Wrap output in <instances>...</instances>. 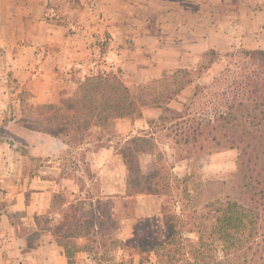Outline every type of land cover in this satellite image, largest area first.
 I'll return each instance as SVG.
<instances>
[{"label": "rangeland", "instance_id": "rangeland-1", "mask_svg": "<svg viewBox=\"0 0 264 264\" xmlns=\"http://www.w3.org/2000/svg\"><path fill=\"white\" fill-rule=\"evenodd\" d=\"M89 2L96 11L94 18H97L93 24L96 25V35L90 40L83 37L82 44L77 40L83 24L77 20L78 12L87 15L90 10L85 9L81 1L54 0L44 5L41 17L37 18L44 22L38 26L34 24L36 27L33 30L35 33H46L53 25H59L60 31H63L60 32L63 37L60 42L51 44V40L42 42L40 39V43H33L31 37L27 38L31 24L24 21L21 26L22 22L19 21L22 52H18L17 47L13 51L1 48L0 109L4 112L0 120V141L15 144L17 149L27 154L26 139L39 141L44 136L39 132L24 130L25 127L18 121L36 118L40 113L49 115L47 109L41 108L42 105H60L75 98L86 77L103 71L120 74L142 111H155V116L148 117L143 125L133 127L125 134L118 131L117 119L113 121L110 131L103 132L104 137L100 141L97 140L100 132L94 129L83 142L67 143L69 153L64 155L62 175L52 176L61 185L51 198L49 213L42 215L47 226L45 232L56 240L53 230L63 226L58 234L73 252L75 264H97V260L101 264H112L128 257L129 252L125 247L133 248L139 244V219L149 218L148 226H142V229L145 231L149 228L154 236L164 238L161 208L167 200L182 212L184 227L190 237H195V232H189V229L211 224L216 201L243 200L238 150L216 149L207 146V143L201 149V142L194 143L192 137L189 143L181 138V132L190 131L194 120H207L221 109L217 103L223 97V87L229 78H238L243 71L235 64L239 57L226 54H219L213 68L208 70L212 56L205 52L201 55L198 69L173 68L160 73L151 69L153 63L157 62L156 55L138 49L128 32H125L128 36L124 37L123 50H119L116 58L114 55V59L109 58L117 28L111 25L110 29H106L103 13L112 11L119 16L117 12L122 10V3L110 2L106 8L105 1ZM80 7L83 8L81 11ZM29 47L33 50L27 52ZM84 48L83 54L77 53V50ZM49 50H59L61 54L56 59L48 57V63H60L59 68L51 70L48 85L40 84L34 89L18 77L15 70L8 69V65L14 64L15 58L19 57L22 60L19 68L27 70L33 63L35 71L43 72L39 65L43 64ZM174 110L186 116L176 119ZM139 118L143 116L131 119L136 121ZM137 134L147 140L146 150L138 155L143 171L148 173L156 166L162 167L173 185L169 196L139 193L131 197L126 194L127 171L119 147ZM59 139L64 141L62 137ZM103 147L111 148L110 160L94 168L85 159L88 152L93 154ZM63 177L64 180L61 179ZM61 222L64 224L61 225ZM60 247L64 252L63 246ZM214 255L221 259L222 250L218 248ZM134 256L135 264H138L140 256Z\"/></svg>", "mask_w": 264, "mask_h": 264}, {"label": "crops", "instance_id": "crops-1", "mask_svg": "<svg viewBox=\"0 0 264 264\" xmlns=\"http://www.w3.org/2000/svg\"><path fill=\"white\" fill-rule=\"evenodd\" d=\"M48 1L54 0H0V51L2 47L7 51L17 47L18 52H22L19 21L21 26L24 21L31 24L27 38L31 37L33 43L38 44L42 39V42L51 40L52 44L63 39L59 25H53L46 33L36 31V34L33 30L44 22L37 18L41 17ZM77 1L90 10L87 15L78 12L77 20L83 23L77 34L78 42L82 44L83 37L90 40L96 35V25H93L97 21L94 18L96 11L89 1H105L106 8L110 2L120 1L122 10L117 12L119 16L112 11L103 13L106 29L111 25L117 28L116 40L108 57L114 55L116 58L119 50H123L124 37L128 36L125 32H128L138 49L156 55L157 62L151 69L160 73L173 68L198 69L201 55L210 49L221 55L238 48L264 50V0ZM82 9L80 7V11ZM32 50L29 47L27 52ZM84 52L85 48L77 50L78 54ZM60 54L59 50L47 51L48 56L39 65L43 72L35 71L33 63L27 70L19 68L22 61L19 57L15 58L14 64L8 65V69L15 70L18 77L35 89L40 84H49L51 70L59 68L60 63L50 64L48 57L56 59ZM3 112L0 109V120ZM150 116H155L153 109H144L143 118L136 121L119 118L118 131L125 134L133 127H140ZM39 133L44 139H26L27 154L15 144L0 141V264H68L60 245L49 232H45L47 226L42 215L49 213L51 198L59 191L61 184L52 176L62 175L64 155L69 153V145L59 137ZM92 153L88 152L85 160L95 168L107 163L112 152L111 148L103 147Z\"/></svg>", "mask_w": 264, "mask_h": 264}, {"label": "trees", "instance_id": "trees-1", "mask_svg": "<svg viewBox=\"0 0 264 264\" xmlns=\"http://www.w3.org/2000/svg\"><path fill=\"white\" fill-rule=\"evenodd\" d=\"M208 53L212 56L209 63L219 57L214 49ZM226 55L239 57L235 64L243 73L238 78H229L223 87V97L217 103L221 109L207 120H194L190 131L181 132V138L189 143L192 137L194 143L201 142V149L205 143L216 149H237L243 200L216 201L211 224L189 229L195 232V237L188 236L182 212L167 200L161 208L164 238L154 236L149 228L142 229L148 226L149 218L139 219V244L125 247L128 257L112 264H135L134 255L140 256L138 264H264V50L240 48ZM42 107L49 115L40 113L18 123L29 130L62 137L68 144L83 142L94 129L99 130L100 141L112 129L113 121L143 116L130 87L113 71L86 77L75 98ZM173 112L176 119L186 116L178 110ZM146 142L137 134L119 147L127 171L126 194L169 196L173 185L164 169L156 166L145 173L140 165L138 155L146 150ZM62 227L53 230V235L63 246L68 264H75L73 252L58 234ZM218 248L223 253L221 259L214 255ZM97 264H101L100 260Z\"/></svg>", "mask_w": 264, "mask_h": 264}]
</instances>
